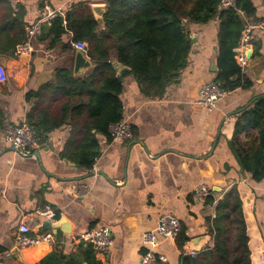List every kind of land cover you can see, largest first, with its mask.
Wrapping results in <instances>:
<instances>
[{"label": "crops", "instance_id": "0c3cea01", "mask_svg": "<svg viewBox=\"0 0 264 264\" xmlns=\"http://www.w3.org/2000/svg\"><path fill=\"white\" fill-rule=\"evenodd\" d=\"M77 2L91 9L105 1H0V16L7 12L12 17L21 16L25 37L26 27L39 22L32 38L35 51L30 56H3L7 78L0 83V264H36L54 248L80 254L86 245L78 236L95 226L108 227L113 237L107 252L94 253L101 264H142L147 249L142 235L156 226L163 213L179 219L187 240L181 247L176 240L162 241L155 251L165 255L168 264H180L181 251L200 252L213 245L209 229L216 205L233 189L238 190L243 203L251 264H264V179L253 181L241 169L236 151L238 146L246 149L256 131L234 128L241 111L264 94V0H251L252 17L239 13L244 24L251 21L259 25L245 46L247 63L242 72L250 86L227 91L212 109L198 104L199 87L216 75L219 21L215 17L199 24L186 19L184 26L191 40L184 67L155 97L142 92L131 72L120 77L122 115L133 137L111 140L98 135L99 155L89 169L61 156L67 139L81 136L77 125L72 130L66 122L49 132L43 141L39 139L32 156L15 154L5 140L6 126L26 120L35 101L26 100L28 91L54 81L57 69L73 74L76 51L62 48L70 42L71 34L64 33L62 44L54 47L38 35L51 20L46 7L61 9L63 15ZM44 49H55L58 56L46 58ZM91 70L83 69L80 76H73H86ZM81 184L89 190L78 195ZM200 185L209 189L210 203L197 199ZM43 206L55 209L59 218L65 217L67 226L62 227L67 231L58 228L55 238L48 230L52 242L19 248L18 258H1L3 252L15 247L14 233L23 215L32 213L28 217L31 232L47 230L42 226L46 220L34 213Z\"/></svg>", "mask_w": 264, "mask_h": 264}, {"label": "trees", "instance_id": "16d2710c", "mask_svg": "<svg viewBox=\"0 0 264 264\" xmlns=\"http://www.w3.org/2000/svg\"><path fill=\"white\" fill-rule=\"evenodd\" d=\"M104 1L102 29L91 9L77 2L63 15L53 17L38 35L40 40L48 39L51 47L62 42L64 33L71 34V41L86 42V55L94 65L90 73L75 77L68 69H57L54 81L28 91L25 96L26 100H35L26 121L40 141L66 122L72 130L79 127L81 136L69 137L61 152L63 158L78 167H92L99 155L98 135L110 139L109 125L123 118L119 98L122 81L116 76L111 58L130 68L145 95L160 96L184 67L188 56L191 39L182 24L183 19L203 24L217 17L214 80L225 91L251 85L234 58V48L244 26L239 13L246 17L254 15L251 0H235L234 6L222 10H218V0ZM20 18L18 14L12 17L9 12L0 16V56L13 55L16 44L25 38ZM62 48L72 47L67 42ZM2 122L0 109V126ZM234 128L256 131L250 145L246 149L238 146L236 151L241 169L249 173L253 181L260 182L264 179V94L256 96L252 106L241 111ZM211 201L207 196L205 203ZM209 230L213 245L193 256L182 251L180 264H251L246 218L237 189L229 191L217 203ZM231 230L235 236L232 247ZM186 240L181 227L176 243L181 247ZM2 251L0 247V253ZM80 254L54 248L36 264H101L90 245Z\"/></svg>", "mask_w": 264, "mask_h": 264}, {"label": "built area", "instance_id": "2783aa9c", "mask_svg": "<svg viewBox=\"0 0 264 264\" xmlns=\"http://www.w3.org/2000/svg\"><path fill=\"white\" fill-rule=\"evenodd\" d=\"M235 0H218V10L227 9L234 6ZM46 16L49 19L57 15H62L61 9H51L46 7ZM39 23V22H38ZM29 25L26 27V37L15 46V56H30L35 48L32 43V38L36 34L39 24ZM259 25L254 22H247L244 24L240 33V38L237 46L234 48V58L241 69L247 63V54L245 51L246 44L251 40L252 34L256 27ZM72 48L82 49L85 53L87 50V44L84 41H71ZM46 58H56L58 53L55 49H44L42 51ZM7 78V71L3 64L0 63V83L4 82ZM227 91L220 87V84L211 80L201 84L198 89L197 102L200 105L205 106L208 109H212L216 106L218 100L226 94ZM109 137L111 140H125L133 137L132 129L127 120L122 118L121 120L111 123L108 127ZM5 140L8 142L10 148L15 154L23 156L30 155L36 148L39 137L36 135L32 127L26 120H23L17 124L9 123L5 128ZM89 190L85 184L79 185L77 189L78 195H83ZM210 194L209 189L205 185H200L196 190V197L200 201H205ZM36 215L43 217L45 220L54 222L57 220L58 213L55 209L43 206L37 207L34 210ZM32 216V213L25 214L21 218L19 226L14 233V245L18 248L28 247L37 244L41 241L52 242L53 236L50 231L38 229L35 232H31L28 224V217ZM181 231V224L179 219L171 213H163L159 216L156 226L148 231H145L142 235V240L147 249L142 256V264H168L165 255L156 252V248L162 241H175ZM78 240L84 245H90L94 253H104L113 244V237L110 229L105 226L91 227L78 236ZM182 252V251H181ZM191 256L195 255V251L184 252ZM10 250L3 252L1 258L11 257Z\"/></svg>", "mask_w": 264, "mask_h": 264}, {"label": "water", "instance_id": "95a60500", "mask_svg": "<svg viewBox=\"0 0 264 264\" xmlns=\"http://www.w3.org/2000/svg\"><path fill=\"white\" fill-rule=\"evenodd\" d=\"M106 10V4H98L93 5L91 7V12L95 18V20L99 23V29L103 28V14ZM186 19L182 20V24L184 25ZM75 60H74V67H73V74L80 76L81 70L87 69V68H93V63L90 62V59L87 58L85 52L82 49H76L75 50ZM23 58V57H22ZM0 63L3 64V56H0ZM111 63L113 68L115 69L116 76L121 77L125 75L126 73L130 72V68L128 66L122 65L119 63L116 59L111 58ZM4 65V64H3ZM215 69V68H214ZM45 229L51 230L54 237H57V229L61 228L64 232L67 230L64 229L62 226H67L65 217H58L56 221L50 222L46 220L43 225ZM19 248L17 246L10 249V252L12 255L16 256L18 258V255H20ZM20 258V256H19ZM22 261V260H21ZM24 263V261H23Z\"/></svg>", "mask_w": 264, "mask_h": 264}, {"label": "rangeland", "instance_id": "374dc122", "mask_svg": "<svg viewBox=\"0 0 264 264\" xmlns=\"http://www.w3.org/2000/svg\"><path fill=\"white\" fill-rule=\"evenodd\" d=\"M234 230H231V232L229 233V243L231 245V247L233 246V242H234Z\"/></svg>", "mask_w": 264, "mask_h": 264}]
</instances>
